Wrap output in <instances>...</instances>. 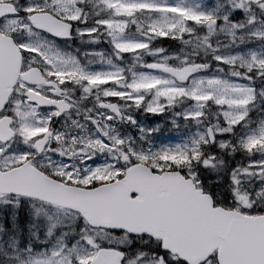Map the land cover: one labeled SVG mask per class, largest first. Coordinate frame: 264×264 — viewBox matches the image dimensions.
<instances>
[{
  "label": "snow or ice",
  "instance_id": "snow-or-ice-1",
  "mask_svg": "<svg viewBox=\"0 0 264 264\" xmlns=\"http://www.w3.org/2000/svg\"><path fill=\"white\" fill-rule=\"evenodd\" d=\"M0 264H264V0H0Z\"/></svg>",
  "mask_w": 264,
  "mask_h": 264
}]
</instances>
